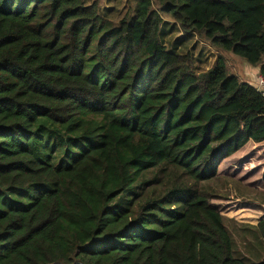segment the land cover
Here are the masks:
<instances>
[{
    "label": "trees",
    "instance_id": "16d2710c",
    "mask_svg": "<svg viewBox=\"0 0 264 264\" xmlns=\"http://www.w3.org/2000/svg\"><path fill=\"white\" fill-rule=\"evenodd\" d=\"M87 1L0 0V264H246L198 185L264 144V99L160 36L168 16L264 78V0H127L117 23Z\"/></svg>",
    "mask_w": 264,
    "mask_h": 264
},
{
    "label": "rangeland",
    "instance_id": "374dc122",
    "mask_svg": "<svg viewBox=\"0 0 264 264\" xmlns=\"http://www.w3.org/2000/svg\"><path fill=\"white\" fill-rule=\"evenodd\" d=\"M93 1L94 0H88L87 2L91 3ZM97 1L99 2V12L101 16H104L114 23H117L122 19L130 7L127 0ZM162 18L164 23L161 28L160 39L165 45L167 52L178 54L191 53L194 59L195 71L199 74L209 70L217 57L221 56L226 63L228 75H235L243 82L252 83L250 79H253L255 74L254 70L257 69L256 67L247 64L244 60L230 52H224L211 47L208 43L198 39V37L194 35L185 36L168 16H163ZM247 76H251L252 78L249 79ZM240 162H244L248 170L235 169L234 167H237ZM262 167H264V144H254L253 142H249L233 157L225 161L222 166V168L229 172L231 176H242V178H244L245 176H248V173H251L254 179H250V181L255 183L249 185V187L243 186V188H245L242 190L243 194L240 193L241 190L239 185L236 184L233 188L236 191V194L243 197L244 200L264 203V192H259L257 189L258 187L262 188L263 186L258 179L261 176ZM221 173H223L222 170ZM151 177L152 175L150 174L147 178ZM179 180L185 183L184 177L181 176ZM212 184L223 186L226 185L227 182L220 179L218 176L214 180L200 183L198 185L199 192L202 195L210 197V194L212 193L210 191L213 186ZM234 199L236 198L234 197ZM247 205L249 207V204ZM218 208L221 212H225L226 210L222 205ZM223 223L230 236L233 256L236 259H239L246 264H257L264 261V244L257 229H248L244 227L237 229L234 226H230L225 220ZM243 240H246V244L243 243Z\"/></svg>",
    "mask_w": 264,
    "mask_h": 264
},
{
    "label": "crops",
    "instance_id": "0c3cea01",
    "mask_svg": "<svg viewBox=\"0 0 264 264\" xmlns=\"http://www.w3.org/2000/svg\"><path fill=\"white\" fill-rule=\"evenodd\" d=\"M258 71V68L254 70L255 77L253 76V79H250L252 78L251 76H247L250 81L253 82L255 80V78L258 76ZM221 170L223 173H221ZM263 173L264 167H262L261 176L258 178L261 184ZM247 175L248 176H245L244 178H242V176H231L229 172L220 167L217 177L219 176L220 179L226 181L227 184L223 186L212 184L213 186L210 190L212 192L210 194L211 203L217 206V208L221 205L223 208H226L225 212H221V210L218 208L220 214L223 217V221L225 220L230 226H234L237 229H240V227L256 229L258 222L264 219V203L244 200L243 197H240L236 194V191L233 188L234 185H239L241 190L240 193L243 194L242 190L245 189L243 186L249 187V185L254 184L255 182L252 183L250 181V179H254L253 175H251V173H248ZM257 189L259 192H264L263 186L262 188L258 187ZM234 197L236 199H234ZM247 204H249V207ZM243 243L246 244V240H243Z\"/></svg>",
    "mask_w": 264,
    "mask_h": 264
},
{
    "label": "built area",
    "instance_id": "2783aa9c",
    "mask_svg": "<svg viewBox=\"0 0 264 264\" xmlns=\"http://www.w3.org/2000/svg\"><path fill=\"white\" fill-rule=\"evenodd\" d=\"M255 91L264 99V78L258 75L252 82ZM256 144V143H254ZM235 169L248 170L244 162H240L239 165L234 167ZM234 169V170H235Z\"/></svg>",
    "mask_w": 264,
    "mask_h": 264
}]
</instances>
